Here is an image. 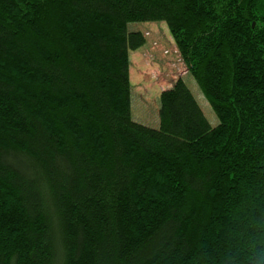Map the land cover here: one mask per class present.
Masks as SVG:
<instances>
[{"label": "trees", "instance_id": "1", "mask_svg": "<svg viewBox=\"0 0 264 264\" xmlns=\"http://www.w3.org/2000/svg\"><path fill=\"white\" fill-rule=\"evenodd\" d=\"M139 22L215 126L182 78L132 119ZM0 264H264V0H0Z\"/></svg>", "mask_w": 264, "mask_h": 264}, {"label": "rangeland", "instance_id": "2", "mask_svg": "<svg viewBox=\"0 0 264 264\" xmlns=\"http://www.w3.org/2000/svg\"><path fill=\"white\" fill-rule=\"evenodd\" d=\"M143 33V41L130 49L131 116L139 123L158 126L159 94L182 78L211 126L217 118L187 68L174 44L165 22L130 23ZM157 115V116H156Z\"/></svg>", "mask_w": 264, "mask_h": 264}]
</instances>
